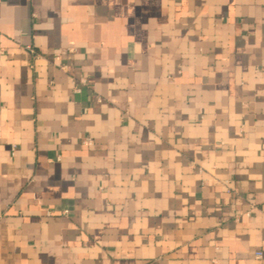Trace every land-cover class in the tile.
Segmentation results:
<instances>
[{"label":"crops","instance_id":"crops-1","mask_svg":"<svg viewBox=\"0 0 264 264\" xmlns=\"http://www.w3.org/2000/svg\"><path fill=\"white\" fill-rule=\"evenodd\" d=\"M258 250L264 0H0V264Z\"/></svg>","mask_w":264,"mask_h":264},{"label":"built area","instance_id":"built-area-1","mask_svg":"<svg viewBox=\"0 0 264 264\" xmlns=\"http://www.w3.org/2000/svg\"><path fill=\"white\" fill-rule=\"evenodd\" d=\"M81 83H85L86 82V80L85 79H80L79 80ZM73 83L74 84H76V80H73ZM76 90H79V88H76ZM64 213H68V210H64ZM263 251L262 250H258L257 252H256V258H258V259H261V258H263Z\"/></svg>","mask_w":264,"mask_h":264}]
</instances>
